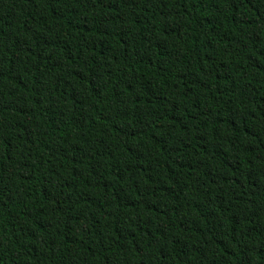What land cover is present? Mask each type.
<instances>
[{
  "label": "trees",
  "instance_id": "trees-1",
  "mask_svg": "<svg viewBox=\"0 0 264 264\" xmlns=\"http://www.w3.org/2000/svg\"><path fill=\"white\" fill-rule=\"evenodd\" d=\"M0 264H264V0H0Z\"/></svg>",
  "mask_w": 264,
  "mask_h": 264
}]
</instances>
